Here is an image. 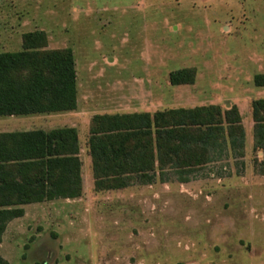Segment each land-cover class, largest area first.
<instances>
[{"label": "rangeland", "instance_id": "374dc122", "mask_svg": "<svg viewBox=\"0 0 264 264\" xmlns=\"http://www.w3.org/2000/svg\"><path fill=\"white\" fill-rule=\"evenodd\" d=\"M44 30L71 48L79 105L26 127L78 129L87 184L72 200L26 206L0 243L11 264H264V148L253 102L264 98V0H0V52ZM196 71L172 85L170 73ZM237 105L246 130L188 180L97 190L89 152L97 114ZM40 116V117H38ZM15 124H13V127Z\"/></svg>", "mask_w": 264, "mask_h": 264}, {"label": "trees", "instance_id": "16d2710c", "mask_svg": "<svg viewBox=\"0 0 264 264\" xmlns=\"http://www.w3.org/2000/svg\"><path fill=\"white\" fill-rule=\"evenodd\" d=\"M22 50L0 52V116L78 108L76 59L71 48L48 49L44 30L26 32ZM196 71L170 73L172 85L195 83ZM264 87V73L254 76ZM254 135L264 148V98L253 102ZM246 130L237 105L97 114L89 152L97 190L152 184L170 170L188 180L227 145L243 147ZM79 133L75 127L0 134V243L26 204L83 195ZM0 264H11L0 253Z\"/></svg>", "mask_w": 264, "mask_h": 264}, {"label": "crops", "instance_id": "0c3cea01", "mask_svg": "<svg viewBox=\"0 0 264 264\" xmlns=\"http://www.w3.org/2000/svg\"><path fill=\"white\" fill-rule=\"evenodd\" d=\"M78 105H79V99H78ZM76 110L67 111V112H57V113L55 112V113H42V114H31V115L0 116V134L1 133H8V132H16V131H30V130H37V129H43V130H46V131H50V130H53V129H57V128L44 129V128H36V127H26L27 124H30V122H32V120L35 119V118H37V117H34L32 119L31 118L24 119V118H17L15 116H33V115L46 116V115H50V114L70 113V112H74ZM40 116H38V117H40ZM13 124H15L14 125L15 127H13ZM64 127H74V126H63L61 128H64ZM78 133H79V131H78ZM79 142H80V135H79ZM80 148H81V142H80ZM81 152H82V148H81V151H80V157H81V160H82V153ZM91 161H92V159H91ZM82 162H83V164H82V178H83V192H84L85 185L87 184V179H86V176L84 174V172H85L84 171L85 170V162L83 160H82ZM77 198H80V197H77ZM77 198H56V199H53V200H50V201L72 200V199H77ZM37 203H43V202H37ZM37 203L26 204V205H23L22 207L25 209L26 206L32 205V204H37ZM25 214H26V211H25ZM22 217H19V218H22ZM12 221H10L8 223V226H9V224ZM8 226H7V228H8ZM7 228H6V230H7ZM3 238H4V236H3Z\"/></svg>", "mask_w": 264, "mask_h": 264}]
</instances>
